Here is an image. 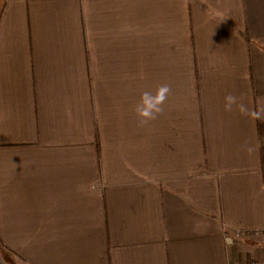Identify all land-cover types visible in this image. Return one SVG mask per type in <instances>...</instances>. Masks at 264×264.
I'll list each match as a JSON object with an SVG mask.
<instances>
[{
    "label": "crops",
    "instance_id": "crops-1",
    "mask_svg": "<svg viewBox=\"0 0 264 264\" xmlns=\"http://www.w3.org/2000/svg\"><path fill=\"white\" fill-rule=\"evenodd\" d=\"M10 264H264V0H0Z\"/></svg>",
    "mask_w": 264,
    "mask_h": 264
},
{
    "label": "water",
    "instance_id": "water-1",
    "mask_svg": "<svg viewBox=\"0 0 264 264\" xmlns=\"http://www.w3.org/2000/svg\"><path fill=\"white\" fill-rule=\"evenodd\" d=\"M0 264H10L7 262V260L5 259L4 255L2 254L1 250H0Z\"/></svg>",
    "mask_w": 264,
    "mask_h": 264
},
{
    "label": "trees",
    "instance_id": "trees-1",
    "mask_svg": "<svg viewBox=\"0 0 264 264\" xmlns=\"http://www.w3.org/2000/svg\"><path fill=\"white\" fill-rule=\"evenodd\" d=\"M3 9H4V3L0 5V16H1ZM0 248L6 250L5 245H3L2 243H0Z\"/></svg>",
    "mask_w": 264,
    "mask_h": 264
}]
</instances>
